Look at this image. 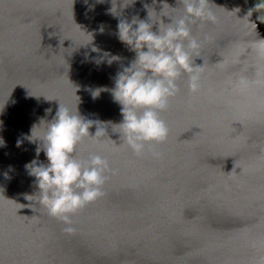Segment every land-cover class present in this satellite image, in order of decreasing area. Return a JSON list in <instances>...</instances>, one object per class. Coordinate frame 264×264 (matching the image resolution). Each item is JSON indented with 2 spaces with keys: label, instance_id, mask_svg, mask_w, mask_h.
I'll list each match as a JSON object with an SVG mask.
<instances>
[{
  "label": "water",
  "instance_id": "obj_1",
  "mask_svg": "<svg viewBox=\"0 0 264 264\" xmlns=\"http://www.w3.org/2000/svg\"><path fill=\"white\" fill-rule=\"evenodd\" d=\"M165 2L177 7L116 0L112 14V0H0V264H264V59L250 50L264 39L259 0H208L215 20L193 27L201 89L190 94L187 76L179 79L160 114L166 142L140 157L120 146L114 125L123 117L111 89L136 52L119 24L148 22L145 4L159 13ZM241 76L246 90L227 86ZM98 88L108 91L93 99ZM60 105L90 122L91 136L102 130L76 158L99 154L112 169L103 196L71 217L72 234L26 199L39 189L25 165L48 162L43 151L36 156L42 141L28 137L34 126V138L42 136Z\"/></svg>",
  "mask_w": 264,
  "mask_h": 264
},
{
  "label": "clouds",
  "instance_id": "obj_2",
  "mask_svg": "<svg viewBox=\"0 0 264 264\" xmlns=\"http://www.w3.org/2000/svg\"><path fill=\"white\" fill-rule=\"evenodd\" d=\"M112 2L113 7L109 11L117 14L116 0ZM132 3L134 0H124L122 7ZM208 5V0H177V7L165 2L157 13L145 4L148 22L133 18L131 24H119V37L136 52V58L130 67L118 73L115 87L111 89L114 101L121 106L123 117L122 122L114 126L119 128L121 134L123 142L120 146L129 148L137 157L144 154L146 145L166 142L169 129L160 114L168 109L170 100L179 94L178 81L181 76H187L190 94L201 89L203 66H193V57L198 56L192 53L200 49L202 42L193 35V27L199 28L215 20ZM166 9L178 11L179 14L174 16ZM150 10L159 16L158 20L151 19ZM161 17H169L171 23L165 24ZM156 22H159L158 32L152 31V25ZM250 50L258 58L264 59V39L251 41ZM226 84L235 92H243L250 86L243 76L235 81L228 80ZM101 91L108 89H96L92 92L93 99ZM46 111L50 113L51 109ZM90 126L91 123L85 122L76 111L60 105L55 117L46 124L43 135L34 138V126L28 137L31 142L36 139L42 141V145L36 148V156L39 157L43 151L48 162L44 164L34 159L25 165L28 174L35 177L39 189L38 195L27 196L26 199L35 198L50 217L65 225L63 231L67 234L75 232L71 217L103 196V185L109 179L106 173L112 171L107 159L99 154H92L87 160L76 158L77 146L86 137H101V129L96 131L94 137L91 136ZM3 144L0 140V145ZM20 144L18 141L17 146ZM161 155L159 151L152 150L153 158L159 159Z\"/></svg>",
  "mask_w": 264,
  "mask_h": 264
},
{
  "label": "trees",
  "instance_id": "obj_3",
  "mask_svg": "<svg viewBox=\"0 0 264 264\" xmlns=\"http://www.w3.org/2000/svg\"><path fill=\"white\" fill-rule=\"evenodd\" d=\"M259 2L262 4V8L264 10V0H259Z\"/></svg>",
  "mask_w": 264,
  "mask_h": 264
},
{
  "label": "rangeland",
  "instance_id": "obj_4",
  "mask_svg": "<svg viewBox=\"0 0 264 264\" xmlns=\"http://www.w3.org/2000/svg\"><path fill=\"white\" fill-rule=\"evenodd\" d=\"M262 13L264 14V11Z\"/></svg>",
  "mask_w": 264,
  "mask_h": 264
}]
</instances>
